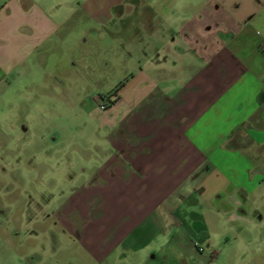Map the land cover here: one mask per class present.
<instances>
[{
	"label": "crops",
	"instance_id": "1",
	"mask_svg": "<svg viewBox=\"0 0 264 264\" xmlns=\"http://www.w3.org/2000/svg\"><path fill=\"white\" fill-rule=\"evenodd\" d=\"M89 8L96 20L136 29L132 40H116L122 54L105 64L122 66L126 82L95 121L103 135L89 179L54 214L64 243L41 248L44 256L31 250L26 261L0 246V264H155L157 239L193 232L179 216L193 198L220 211L230 202L241 214L245 201L264 198V0H96ZM59 16L47 0H0V90L31 75L19 70L35 55L46 59ZM114 43L106 42L110 52Z\"/></svg>",
	"mask_w": 264,
	"mask_h": 264
},
{
	"label": "rangeland",
	"instance_id": "2",
	"mask_svg": "<svg viewBox=\"0 0 264 264\" xmlns=\"http://www.w3.org/2000/svg\"><path fill=\"white\" fill-rule=\"evenodd\" d=\"M92 1L47 0L65 22L43 48L46 59L35 55L19 70L31 67V75L23 72L0 90V246L24 261L31 250L44 256L41 248L65 241L54 214L89 179L103 135L95 121L124 77L122 66L107 69L106 61L122 54L116 40L136 33L121 21L96 20ZM107 40H115L112 52ZM209 200L195 197L179 209L193 232L157 239L155 264H264V198L245 201L244 214L230 202L220 211Z\"/></svg>",
	"mask_w": 264,
	"mask_h": 264
},
{
	"label": "trees",
	"instance_id": "3",
	"mask_svg": "<svg viewBox=\"0 0 264 264\" xmlns=\"http://www.w3.org/2000/svg\"><path fill=\"white\" fill-rule=\"evenodd\" d=\"M126 80L121 82L113 91L112 95L115 96L116 98L118 97V92L119 90L124 86Z\"/></svg>",
	"mask_w": 264,
	"mask_h": 264
},
{
	"label": "built area",
	"instance_id": "4",
	"mask_svg": "<svg viewBox=\"0 0 264 264\" xmlns=\"http://www.w3.org/2000/svg\"><path fill=\"white\" fill-rule=\"evenodd\" d=\"M102 109H106V107L105 106H102Z\"/></svg>",
	"mask_w": 264,
	"mask_h": 264
}]
</instances>
